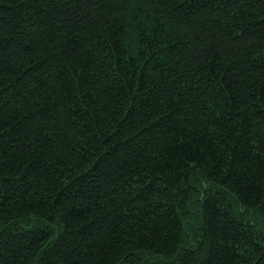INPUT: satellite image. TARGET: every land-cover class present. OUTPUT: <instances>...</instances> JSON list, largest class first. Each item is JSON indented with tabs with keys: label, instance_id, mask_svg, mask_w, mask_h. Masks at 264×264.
<instances>
[{
	"label": "trees",
	"instance_id": "trees-1",
	"mask_svg": "<svg viewBox=\"0 0 264 264\" xmlns=\"http://www.w3.org/2000/svg\"><path fill=\"white\" fill-rule=\"evenodd\" d=\"M0 264H264V0H0Z\"/></svg>",
	"mask_w": 264,
	"mask_h": 264
}]
</instances>
